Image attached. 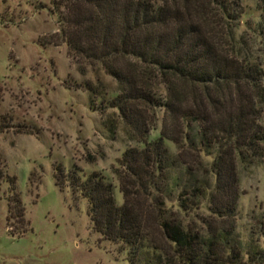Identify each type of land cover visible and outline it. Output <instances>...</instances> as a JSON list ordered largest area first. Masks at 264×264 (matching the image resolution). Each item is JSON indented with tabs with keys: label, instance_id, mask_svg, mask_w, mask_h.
Here are the masks:
<instances>
[{
	"label": "trees",
	"instance_id": "trees-1",
	"mask_svg": "<svg viewBox=\"0 0 264 264\" xmlns=\"http://www.w3.org/2000/svg\"><path fill=\"white\" fill-rule=\"evenodd\" d=\"M50 1L59 28L42 45L64 44L82 73L110 77L117 94L101 112L117 113L103 126L115 138L122 125L143 145L126 150L113 171L121 206L99 174L82 180L57 169L56 185L65 180L87 202L92 230L127 250L131 264H262L264 213L248 244L235 229L238 165L264 159V0H255L260 22L238 38L241 12L231 0ZM84 89L97 95L89 82ZM157 110L159 138L147 142ZM6 179L8 220L21 223L16 179Z\"/></svg>",
	"mask_w": 264,
	"mask_h": 264
},
{
	"label": "rangeland",
	"instance_id": "rangeland-1",
	"mask_svg": "<svg viewBox=\"0 0 264 264\" xmlns=\"http://www.w3.org/2000/svg\"><path fill=\"white\" fill-rule=\"evenodd\" d=\"M231 1L241 12L238 38L250 32L249 25L255 28L261 12L255 0ZM58 28L50 0H0V264H131L127 250L92 230L87 202L65 180L56 185L59 168L82 180L96 173L111 185L121 206L113 171L126 150L143 148L126 138L122 125L115 138L103 126L107 115L117 113L101 112L116 96V83L90 68L82 73L64 44L42 45ZM259 60L264 72V58ZM88 82L96 88L95 97L84 89ZM162 114L156 111V128L147 142L159 138ZM260 123L264 127V108ZM164 145L175 156V146ZM237 173L235 233L246 245L264 213V159L250 167L238 165ZM6 177L16 179L21 223L8 220L12 193ZM258 245L264 253V237Z\"/></svg>",
	"mask_w": 264,
	"mask_h": 264
}]
</instances>
